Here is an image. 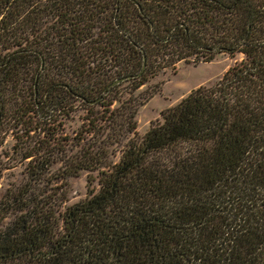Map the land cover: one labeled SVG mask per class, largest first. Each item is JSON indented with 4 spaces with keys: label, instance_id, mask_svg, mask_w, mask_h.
I'll return each instance as SVG.
<instances>
[{
    "label": "trees",
    "instance_id": "1",
    "mask_svg": "<svg viewBox=\"0 0 264 264\" xmlns=\"http://www.w3.org/2000/svg\"><path fill=\"white\" fill-rule=\"evenodd\" d=\"M217 53L243 58L138 137L155 90L132 93ZM77 105L91 129L61 142ZM2 129L36 135H15L0 264H264V0H0ZM82 170L98 188L59 212Z\"/></svg>",
    "mask_w": 264,
    "mask_h": 264
},
{
    "label": "rangeland",
    "instance_id": "2",
    "mask_svg": "<svg viewBox=\"0 0 264 264\" xmlns=\"http://www.w3.org/2000/svg\"><path fill=\"white\" fill-rule=\"evenodd\" d=\"M242 56L240 53L234 56H230L227 53H217L209 61H194V58H189L188 60L177 62L174 67H166L149 77L141 87L132 93V95L134 94V96L139 98L155 90L149 100L136 108V135L138 137L143 136L148 130L151 121H161L162 112L178 103L192 89L199 86L209 87L214 85L235 61H240L243 58ZM129 96L130 93L120 95L118 99L113 101L111 108L119 106ZM82 106L77 105L74 112L64 116L59 120L58 125L54 126L53 132L60 138L61 142L71 143L70 136H74L81 130L91 129L88 125L89 121L86 119L90 113ZM93 110L98 111L95 112V116H100L103 107L98 105L93 107ZM103 123L104 121L100 119L95 121L98 126ZM23 131H16V129L7 133H4L3 129L0 131V198L7 188L20 183L25 176L26 161L17 162L11 159L13 154L12 147L16 142V134L20 137L23 136V139L30 136L35 138L36 134L34 131L29 133ZM90 136V132L86 134V142ZM110 159L116 161L118 154L110 156ZM59 165V163H56L51 168V171L57 169ZM90 178L92 181L88 183ZM98 178V170H82L76 176L58 180L56 184L66 189V196L59 212L63 211L66 206L88 196L90 190H96L99 186Z\"/></svg>",
    "mask_w": 264,
    "mask_h": 264
}]
</instances>
